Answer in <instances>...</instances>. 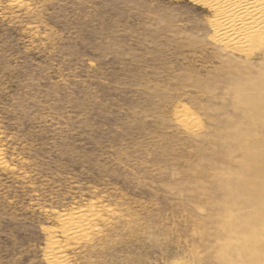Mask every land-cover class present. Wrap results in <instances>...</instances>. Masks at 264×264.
Wrapping results in <instances>:
<instances>
[{"label":"rangeland","instance_id":"374dc122","mask_svg":"<svg viewBox=\"0 0 264 264\" xmlns=\"http://www.w3.org/2000/svg\"><path fill=\"white\" fill-rule=\"evenodd\" d=\"M248 3L0 0V264L242 263L264 156Z\"/></svg>","mask_w":264,"mask_h":264},{"label":"bare ground","instance_id":"6f19581e","mask_svg":"<svg viewBox=\"0 0 264 264\" xmlns=\"http://www.w3.org/2000/svg\"><path fill=\"white\" fill-rule=\"evenodd\" d=\"M248 1L249 0H225L226 6L227 8H229L227 9V11L235 10L237 7H240L242 10H244V8L247 6L246 3H248ZM256 2L260 4L259 6H261L259 10L260 16L264 17V6H263L264 0H256ZM253 4H251L252 7H253ZM256 9H258L257 6H256ZM253 11L256 12L255 8ZM241 94L242 93H240V95ZM238 96L239 95L237 94V98ZM246 103L248 105L249 103L250 104L252 103V105L256 106L257 108L264 105V83L261 84V86L257 88L256 92L250 97L249 101ZM259 111H258L259 113L257 112L258 119H260L262 123L264 124V112H263L264 110H259ZM255 113H256V110H255ZM256 138H254L253 143L256 142L255 141ZM251 140L253 141L252 138ZM253 143L252 145H256ZM256 143H258V141ZM247 144H249V141L247 142ZM261 145H263V143ZM249 158L251 162L248 166H246L247 168L246 167L245 168L251 170L253 172V176L251 178L250 177L246 178L244 176L240 177V181L242 185L249 186L253 190L252 195H251L252 196L251 201L254 204V210L252 211V213H250L245 218H242L239 221H235L231 225V229L233 230V232L236 235V238L238 239L237 241L238 246L243 251L244 260L242 261V263H238V264H264V156L249 154Z\"/></svg>","mask_w":264,"mask_h":264}]
</instances>
